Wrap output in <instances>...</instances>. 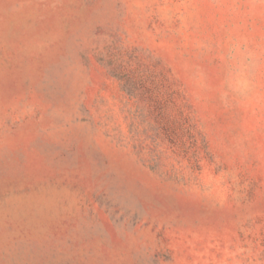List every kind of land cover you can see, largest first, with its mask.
Instances as JSON below:
<instances>
[{"label": "rangeland", "instance_id": "obj_1", "mask_svg": "<svg viewBox=\"0 0 264 264\" xmlns=\"http://www.w3.org/2000/svg\"><path fill=\"white\" fill-rule=\"evenodd\" d=\"M0 264H264V0H0Z\"/></svg>", "mask_w": 264, "mask_h": 264}]
</instances>
